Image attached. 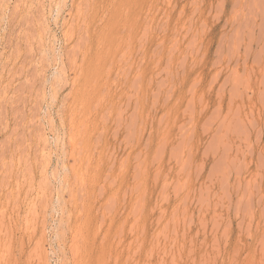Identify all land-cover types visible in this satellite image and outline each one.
Masks as SVG:
<instances>
[{
  "label": "rangeland",
  "instance_id": "374dc122",
  "mask_svg": "<svg viewBox=\"0 0 264 264\" xmlns=\"http://www.w3.org/2000/svg\"><path fill=\"white\" fill-rule=\"evenodd\" d=\"M0 264H264V0H0Z\"/></svg>",
  "mask_w": 264,
  "mask_h": 264
}]
</instances>
